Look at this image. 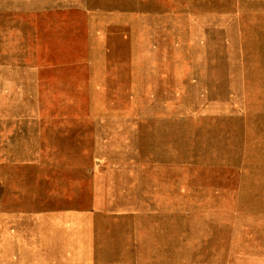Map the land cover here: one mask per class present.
Returning a JSON list of instances; mask_svg holds the SVG:
<instances>
[{"label": "rangeland", "instance_id": "1", "mask_svg": "<svg viewBox=\"0 0 264 264\" xmlns=\"http://www.w3.org/2000/svg\"><path fill=\"white\" fill-rule=\"evenodd\" d=\"M48 210V264H264V0H0V264Z\"/></svg>", "mask_w": 264, "mask_h": 264}, {"label": "crops", "instance_id": "2", "mask_svg": "<svg viewBox=\"0 0 264 264\" xmlns=\"http://www.w3.org/2000/svg\"><path fill=\"white\" fill-rule=\"evenodd\" d=\"M138 37L139 39L143 38L141 35H138ZM60 216L61 214L54 210L42 211L38 215L30 212L24 213L25 222L19 224V230L23 234L22 247L20 253H15L12 258H9V261H14L16 264H20L21 261H36L39 264H48V260L50 262L56 260L59 256L56 254V250L62 247L64 245L63 240H67V237H69L68 227L59 228L57 225V222L61 219ZM35 240H39L40 244H35L33 248L25 247L26 242L34 243ZM25 249L28 251L24 252ZM61 256L59 257L61 258Z\"/></svg>", "mask_w": 264, "mask_h": 264}]
</instances>
